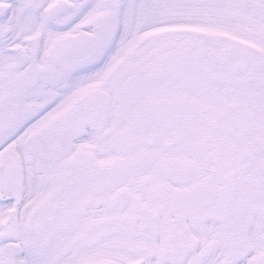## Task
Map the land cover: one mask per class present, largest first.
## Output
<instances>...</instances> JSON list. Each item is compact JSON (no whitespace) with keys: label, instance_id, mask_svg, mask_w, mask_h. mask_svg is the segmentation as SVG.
Returning <instances> with one entry per match:
<instances>
[{"label":"snow or ice","instance_id":"snow-or-ice-1","mask_svg":"<svg viewBox=\"0 0 264 264\" xmlns=\"http://www.w3.org/2000/svg\"><path fill=\"white\" fill-rule=\"evenodd\" d=\"M0 264H264V0H0Z\"/></svg>","mask_w":264,"mask_h":264}]
</instances>
